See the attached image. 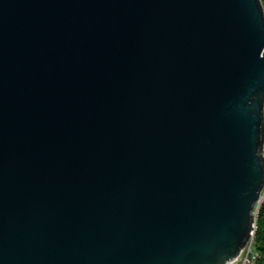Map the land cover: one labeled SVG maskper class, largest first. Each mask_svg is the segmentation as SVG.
<instances>
[{
  "label": "water",
  "instance_id": "95a60500",
  "mask_svg": "<svg viewBox=\"0 0 264 264\" xmlns=\"http://www.w3.org/2000/svg\"><path fill=\"white\" fill-rule=\"evenodd\" d=\"M263 113L259 0H0V264H227Z\"/></svg>",
  "mask_w": 264,
  "mask_h": 264
},
{
  "label": "trees",
  "instance_id": "16d2710c",
  "mask_svg": "<svg viewBox=\"0 0 264 264\" xmlns=\"http://www.w3.org/2000/svg\"><path fill=\"white\" fill-rule=\"evenodd\" d=\"M260 2L264 8V0H260ZM254 223V249L258 252V259L255 264H264V188L262 192V200L258 205Z\"/></svg>",
  "mask_w": 264,
  "mask_h": 264
},
{
  "label": "built area",
  "instance_id": "2783aa9c",
  "mask_svg": "<svg viewBox=\"0 0 264 264\" xmlns=\"http://www.w3.org/2000/svg\"><path fill=\"white\" fill-rule=\"evenodd\" d=\"M263 121H264V113H263ZM258 205L253 209L252 216L253 222L251 224V229L249 231V236L244 243V245L239 249L237 255L233 260L228 262L227 264H255L258 259V252L254 249V241H253V232L255 229V216L257 213Z\"/></svg>",
  "mask_w": 264,
  "mask_h": 264
},
{
  "label": "rangeland",
  "instance_id": "374dc122",
  "mask_svg": "<svg viewBox=\"0 0 264 264\" xmlns=\"http://www.w3.org/2000/svg\"><path fill=\"white\" fill-rule=\"evenodd\" d=\"M260 1V0H259ZM260 4H261V2H260ZM261 7H262V5H261ZM262 10H263V13H264V8L262 7ZM262 154H264V144H263V149H262ZM264 188V187H263ZM262 192H263V190H262ZM261 195H262V193H261ZM262 198V197H261ZM262 200V199H261Z\"/></svg>",
  "mask_w": 264,
  "mask_h": 264
}]
</instances>
